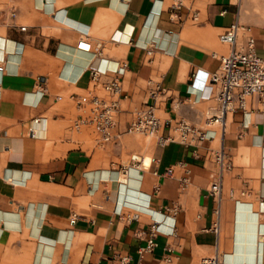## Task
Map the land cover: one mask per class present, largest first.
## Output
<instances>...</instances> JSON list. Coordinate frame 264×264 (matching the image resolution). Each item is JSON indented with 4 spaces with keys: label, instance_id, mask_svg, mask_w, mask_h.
<instances>
[{
    "label": "crops",
    "instance_id": "obj_1",
    "mask_svg": "<svg viewBox=\"0 0 264 264\" xmlns=\"http://www.w3.org/2000/svg\"><path fill=\"white\" fill-rule=\"evenodd\" d=\"M172 4L0 0V264H199L216 252L264 264V98L201 145L124 133L146 105L162 120L204 126L216 107L208 75L228 49L218 37L233 23L250 28L264 59V0ZM115 67L124 68L119 138L98 146L90 126L73 128L86 109L77 101L101 94ZM92 69L105 72L98 85ZM218 150L232 163L222 173ZM134 154L145 167L124 174ZM220 173L217 219L208 191ZM154 221L161 233L140 253Z\"/></svg>",
    "mask_w": 264,
    "mask_h": 264
},
{
    "label": "built area",
    "instance_id": "obj_2",
    "mask_svg": "<svg viewBox=\"0 0 264 264\" xmlns=\"http://www.w3.org/2000/svg\"><path fill=\"white\" fill-rule=\"evenodd\" d=\"M184 6V0H173L171 8L178 10ZM196 19V16L193 18ZM24 30V27H21ZM117 40L115 35L112 37ZM220 44L228 48L227 53L219 56L218 69L208 75V82L215 87L214 101L215 110L205 118L203 127L192 125L184 120L173 122L162 120L156 113L155 106L146 105L135 111L132 120L125 128L124 133L130 135H142L154 141L158 145L166 143H180L187 147L201 145L209 140L208 131L214 128L224 130L226 118L236 113L242 116L249 111V102L258 98H264V59L255 53V39L249 27L239 23H233L226 28L218 37ZM115 74V78L101 84L102 93L89 92L80 97L78 105L86 106L82 109L81 116L73 123L75 131L84 126H90L97 134L96 145L104 146L116 142L119 138L115 134L117 127L118 102L122 96L121 82L119 77L123 75L124 68L115 67L109 70ZM92 81L98 85L99 76L105 74L99 70H91ZM42 122V118L34 119L28 126L31 137L37 134L36 126ZM214 162L219 166L221 173L230 170L232 163L222 150L213 151ZM130 166L144 168V159L134 154L125 164L123 173L126 174ZM171 173V170L167 171ZM215 178L209 188V196L217 203L215 214L218 219L219 204L221 201V174ZM184 183L186 179H182ZM134 219L136 216L133 217ZM74 222V220H72ZM161 223L154 221L149 230L147 246L140 250L151 251L155 246L154 237L161 233ZM213 231L218 233V220ZM199 264H234L226 261L222 255L215 253L212 256L203 257Z\"/></svg>",
    "mask_w": 264,
    "mask_h": 264
},
{
    "label": "rangeland",
    "instance_id": "obj_3",
    "mask_svg": "<svg viewBox=\"0 0 264 264\" xmlns=\"http://www.w3.org/2000/svg\"><path fill=\"white\" fill-rule=\"evenodd\" d=\"M227 51H228V49L223 48V49H221L220 51H218V53H220V54H225V53H227ZM260 55H261V54H260V51H258V56H260ZM137 137L142 138V137H140V136H137ZM146 139H147V138H146ZM149 141H153V142H154V139H147V143H148Z\"/></svg>",
    "mask_w": 264,
    "mask_h": 264
},
{
    "label": "bare ground",
    "instance_id": "obj_4",
    "mask_svg": "<svg viewBox=\"0 0 264 264\" xmlns=\"http://www.w3.org/2000/svg\"><path fill=\"white\" fill-rule=\"evenodd\" d=\"M14 50H15V49H14ZM36 129H37V134L34 136V138H35L36 136H38L39 133H40V124H38V125L36 126ZM147 165H148V163H147ZM144 166H145V164H144Z\"/></svg>",
    "mask_w": 264,
    "mask_h": 264
}]
</instances>
